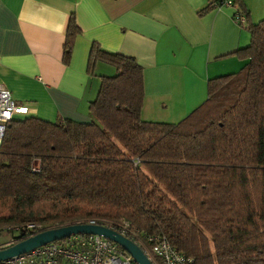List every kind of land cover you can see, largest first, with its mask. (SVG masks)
<instances>
[{
	"label": "trees",
	"instance_id": "16d2710c",
	"mask_svg": "<svg viewBox=\"0 0 264 264\" xmlns=\"http://www.w3.org/2000/svg\"><path fill=\"white\" fill-rule=\"evenodd\" d=\"M245 28L248 44L231 52L242 66L207 79L205 99L174 123L143 120L142 67L92 42L86 73L98 61L115 72L99 76L89 122L26 115L5 126L0 230L126 220L193 264H264V17ZM79 32L70 13L64 64Z\"/></svg>",
	"mask_w": 264,
	"mask_h": 264
},
{
	"label": "crops",
	"instance_id": "0c3cea01",
	"mask_svg": "<svg viewBox=\"0 0 264 264\" xmlns=\"http://www.w3.org/2000/svg\"><path fill=\"white\" fill-rule=\"evenodd\" d=\"M207 3L0 0V83L27 106L29 116L90 121L87 107L99 76L115 72L98 61L93 74L86 73L88 51L96 42L105 51L133 57L142 67L143 120L177 122L205 99L207 79L242 66L243 60L231 52L246 46L249 34L232 19L233 11L248 15L246 25L256 22L255 8L264 14V0H237L232 8L198 14ZM70 13L80 32L64 64L61 48Z\"/></svg>",
	"mask_w": 264,
	"mask_h": 264
},
{
	"label": "built area",
	"instance_id": "2783aa9c",
	"mask_svg": "<svg viewBox=\"0 0 264 264\" xmlns=\"http://www.w3.org/2000/svg\"><path fill=\"white\" fill-rule=\"evenodd\" d=\"M212 8H232L233 0H208ZM232 19L246 26L245 14L235 9ZM28 115L25 104L18 103L11 95L10 90L0 83V142L5 126L11 120ZM31 171H38V164L33 165ZM138 162L134 160L133 164ZM92 225H103L133 242L143 253L150 264H193V258L173 246L161 232L147 233L143 229L130 227L126 220L112 223L105 220L89 219L86 222ZM55 227V226H52ZM51 228L43 223H26L6 227L10 233L6 243L13 242L33 235L39 231ZM0 264H136L131 256L113 241L97 234H73L61 240L48 242L21 253L1 260Z\"/></svg>",
	"mask_w": 264,
	"mask_h": 264
},
{
	"label": "water",
	"instance_id": "95a60500",
	"mask_svg": "<svg viewBox=\"0 0 264 264\" xmlns=\"http://www.w3.org/2000/svg\"><path fill=\"white\" fill-rule=\"evenodd\" d=\"M73 234H97L109 239L125 250L136 264H150L141 250L129 239L103 226L75 223L47 228L33 235L21 238L10 245L0 247V261L25 253L48 242L61 240Z\"/></svg>",
	"mask_w": 264,
	"mask_h": 264
},
{
	"label": "rangeland",
	"instance_id": "374dc122",
	"mask_svg": "<svg viewBox=\"0 0 264 264\" xmlns=\"http://www.w3.org/2000/svg\"><path fill=\"white\" fill-rule=\"evenodd\" d=\"M260 13H259V9L258 8H255V11H254V19H256V21H258L259 19L263 18L264 17V14L263 16H259ZM260 17V18H258ZM258 19V20H257ZM254 21V20H253ZM102 71H105V70H99V72H102ZM113 75V74H111ZM91 120V119H90ZM85 122H89V121H85ZM33 160V159H32ZM36 164H38V167H39V162L38 160H35L33 165L35 166ZM48 226V225H47ZM51 227V226H50ZM6 228H2L0 230V245H2L4 242L6 243V241L8 240L9 238V235L10 233H8L7 231H5Z\"/></svg>",
	"mask_w": 264,
	"mask_h": 264
}]
</instances>
